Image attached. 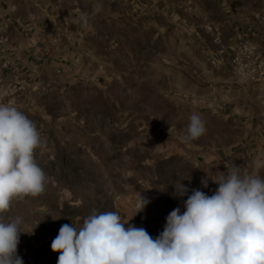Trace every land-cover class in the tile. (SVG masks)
I'll return each mask as SVG.
<instances>
[{
  "label": "rangeland",
  "instance_id": "374dc122",
  "mask_svg": "<svg viewBox=\"0 0 264 264\" xmlns=\"http://www.w3.org/2000/svg\"><path fill=\"white\" fill-rule=\"evenodd\" d=\"M149 1L155 9L148 0H0V48L10 37L57 33L58 17L68 26L79 16L83 36L79 66L42 74V98L14 105L35 122L42 142L35 158L49 178L42 194L15 200L3 214L5 222L20 216L22 230L32 231L17 246L24 264H57L51 243L60 227H79L93 210L118 212L129 220L125 228L155 239L171 211H185L193 189L212 195V179L230 164L264 178L254 165L264 163V82H234L166 23L163 0ZM206 30L221 46L219 29ZM9 67L0 59V103L12 105L31 82L15 67L7 75ZM20 80L24 88L13 92ZM193 112L206 133L185 141ZM180 181L189 189L183 197L174 195Z\"/></svg>",
  "mask_w": 264,
  "mask_h": 264
},
{
  "label": "clouds",
  "instance_id": "9594fccd",
  "mask_svg": "<svg viewBox=\"0 0 264 264\" xmlns=\"http://www.w3.org/2000/svg\"><path fill=\"white\" fill-rule=\"evenodd\" d=\"M205 133L204 120L193 112L182 139ZM41 146L35 122L17 107L0 103V264H24L17 246L21 233L32 231L22 230L20 216L5 222L3 214L15 200L44 192L49 178L35 158ZM254 165L264 167L260 161ZM208 178L201 180L204 187ZM212 181L218 185L214 193L193 189L185 211H171L155 239L142 227L125 228L129 220L115 211L93 210L79 227L63 224L51 243L59 253L57 264H264V178L230 164ZM173 186L180 197L189 191L181 181ZM146 203L142 198L136 213Z\"/></svg>",
  "mask_w": 264,
  "mask_h": 264
},
{
  "label": "crops",
  "instance_id": "0c3cea01",
  "mask_svg": "<svg viewBox=\"0 0 264 264\" xmlns=\"http://www.w3.org/2000/svg\"><path fill=\"white\" fill-rule=\"evenodd\" d=\"M148 3L153 4L155 9V1L148 0ZM161 6L160 11L163 12L166 23L178 29L181 40L190 42L191 45L193 42L198 43L197 48L209 63L218 69L224 68V72L230 74L234 82H237L235 80L238 76L228 67L227 61L241 39L255 41L264 54V37L259 23V17L264 15V0H163ZM62 20L58 17L55 22L59 28L57 33H37L31 36L22 34L16 39L10 37L1 46L0 59L11 62L6 74L10 75L11 68L15 67L30 77L29 88L13 106L23 99L36 103L37 99L42 98L41 82L36 81L42 74L54 75L59 69L63 74H68L74 66H79L81 51L75 48L76 43L81 44L83 39L79 16L69 18L68 26ZM209 25L219 29L221 46L216 44L214 34L206 30ZM61 38L67 44L60 41ZM220 47L224 49L220 50ZM236 112L238 111L234 108L232 116L235 118ZM252 113L260 116L262 111L254 109ZM260 148L264 151V139Z\"/></svg>",
  "mask_w": 264,
  "mask_h": 264
},
{
  "label": "built area",
  "instance_id": "2783aa9c",
  "mask_svg": "<svg viewBox=\"0 0 264 264\" xmlns=\"http://www.w3.org/2000/svg\"><path fill=\"white\" fill-rule=\"evenodd\" d=\"M261 32L264 37V15L259 17ZM228 67L247 82H264V54L262 48L255 41L241 39L234 54L227 61ZM24 81L20 80L11 85L13 92L24 88Z\"/></svg>",
  "mask_w": 264,
  "mask_h": 264
}]
</instances>
